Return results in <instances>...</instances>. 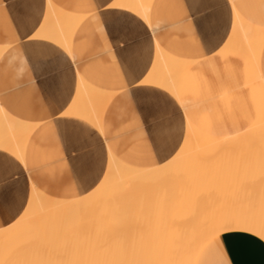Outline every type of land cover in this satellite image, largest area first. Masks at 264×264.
Returning a JSON list of instances; mask_svg holds the SVG:
<instances>
[{
  "label": "crops",
  "instance_id": "1",
  "mask_svg": "<svg viewBox=\"0 0 264 264\" xmlns=\"http://www.w3.org/2000/svg\"><path fill=\"white\" fill-rule=\"evenodd\" d=\"M49 1L83 18L70 52L35 36L48 14V0H0V110L36 124L24 162L0 149V230L23 214L33 187L62 200L94 192L108 168L110 151L139 168L168 163L184 142L186 113L170 93L144 83L154 64L155 44L181 58L202 60L197 70L203 71L233 26L229 0H153L149 22L120 0ZM234 1L248 20L264 28V0ZM261 67L264 76V48ZM80 77L97 90L113 93L102 110L101 128L70 113ZM198 79L195 85L206 99L203 103H209L215 125L243 130L241 122L229 126L218 117ZM240 113L245 112L235 103L231 114ZM247 114L249 124L252 113ZM196 264H264V241L242 231L218 235L201 249Z\"/></svg>",
  "mask_w": 264,
  "mask_h": 264
},
{
  "label": "bare ground",
  "instance_id": "2",
  "mask_svg": "<svg viewBox=\"0 0 264 264\" xmlns=\"http://www.w3.org/2000/svg\"><path fill=\"white\" fill-rule=\"evenodd\" d=\"M152 1L153 0H120V2H121L120 5L125 7V8H129V9L133 10L134 12L139 14L143 19H145L147 22H149L148 16H149V10L151 8ZM229 1L231 4V9H232V13H233V26H232V30L230 31L231 33H230L225 45H223L221 47L222 49L220 51L218 50V54L221 57H223V56L225 57V54L229 55L230 57H232L235 60V63L238 60L246 62L245 66L247 67V69H246V76H245L246 80H245L244 84L247 86V99H246L247 101L245 102V100L243 99V96H242L243 94L241 95V93L237 92V94L240 97L237 95V103L236 104L240 108H243V106L246 105L247 106L246 110H248V111L250 110V112L252 113L248 128H246L245 131L242 130L240 132L241 133L240 134V133H238V131H239L238 127H234L231 131L228 128V126H222V127L216 126L215 123L213 122V118L211 117V109H210L209 103H207V104L203 103L204 102L203 100H206V99L201 98V95L199 93V87L195 85L196 80L200 76V73L197 69H194V68H197L198 66L201 67L203 64L202 60L181 58V57L177 56L176 54L165 52L160 45L155 44L156 45L155 46L156 47V54H155L154 64L151 68V71H150L148 77L144 80V83L154 85V86L170 93L183 106L185 113H186V122H185L186 123V134H185L184 142H183L180 150L177 152V154L168 163H166L162 166L150 167V168H139V167H136L133 165L126 164V163L122 162L120 159H118L113 154V152L110 151L109 152V164H108V168L106 170V173L104 175V178L102 179V181L100 182V184L98 185L96 190H94V192H92L91 194H89L83 198H80V199L60 200L57 198H52V197H49L46 194L40 192L35 187H33L29 203H28L26 209L24 210L23 214L18 218V220L16 219L17 221L14 222L11 226L0 230V264H15V263L16 264H24L25 262H26L25 264H30V263L32 264L33 263L32 259L29 260V258L31 256L33 259L35 258L34 257V254H35L34 249H35V246L36 247L39 246V245H34L32 243L33 237H36L37 235L38 236L43 235V232H44V234H46V232H51V230H52L51 228H49V229H51L50 231L47 230L48 228H46V227H48V226L49 227L52 226V228L56 227L55 230L54 229L53 230L55 231L57 236H60L62 234H60V232L57 231L56 229L59 227L61 228V226L64 227V225H66V224L67 225L70 224L72 220L76 219V217H79L81 215V217L77 218L78 219L77 222L79 224L77 223V225H76V223H75V227L73 226L74 229L77 228V230H84V228H89V227L90 228L93 227L92 229H94V225H95V229L98 228L101 231L102 230L101 228L103 225L102 226L100 225L101 228H99V226H97V224L98 223L101 224L103 222L109 223L108 220H106L108 222H106V221L102 222V218L104 216H103V214H101V212H102L101 208H103V207L104 208L108 207L109 210L107 209L108 210L107 213L109 215L113 213L112 211H114L113 215L114 216L118 215V218L114 217L113 215H112V217L115 221H118V222H119V218H122V217L124 218L125 216L120 214L119 211H118L119 212L118 213L117 209L119 208L118 210H122V208H123L122 204L124 202L127 203V201L129 199H130V201L133 200L132 201L133 205L135 203H137L136 205H134L135 208H137V211L140 209V208L138 209L139 206L143 205V207H144V206L148 205V203L146 205L144 203H142L143 199H145L143 201L145 203L148 201L149 202L151 201V203H149V206H147V207L150 209L151 208L150 205H152V208H153L158 203H160V200H157L159 194H156L158 188L160 189V186L162 185L163 189L165 188V190H166V187L169 188L168 183H169L170 187L171 186L177 187V189H176L177 193L174 192L173 189H171V190H173L174 193L171 190H170V192L174 195L176 193L180 198L175 195V197H177L179 199H176L177 201H174L173 199H175V198L172 199L171 196H173V195H171V196H169V198H171V200H173L174 203H170V201H169L170 199H169V200L165 201L166 203L168 202L167 204H169V205L172 204L173 206H175V202H177L176 205L178 206V204H179L178 202H180V204L183 203V205H185V202H186V204L190 203L188 205L192 204L191 206L194 208L196 206H199V204L201 203L200 208H198L199 209V211H198L199 215L206 214L207 217H206V215H204L205 217L203 215L198 216V212H197L198 209L196 210V213H197L196 214V213L190 211V208H189V211L191 213L196 214V215L190 214V212L187 210V208L183 209L184 211L186 210V212L182 213V214L186 215V216L188 214H190V216L189 215L188 216L190 217V219L191 218L193 219V220L191 219L192 220L191 221L190 219H188V216H187V220L191 221V222L188 221L189 222V224H188V222H186L187 221L186 218H184L186 216H181L182 214H181L180 210H182L183 206L182 207L178 206V208L181 207L180 209L177 208L178 212L176 210L177 206H175V209L173 208L174 209L173 211H175L174 214H173V211L172 212L168 211V213H170V215L172 214L171 217H173L174 215L177 214L176 215L177 218L175 216L173 217L174 219L176 218V220H173L175 222L177 220L178 221L180 220V222L182 223L181 219L182 220L185 219L184 220L185 222H183L184 225L182 223V226L185 227V225H186L188 228H187L186 232H184V233H186V234L190 233L191 238H189L188 236L185 237L184 235L181 236L180 235L181 233L179 232V233H176V235H174L176 237L174 239L173 238V232H174L173 230L174 229H172V227H171L172 238H169V235H168L169 232L167 231L168 226L165 227V230L167 232L164 230V228H163V231H165V232L161 231L162 230L161 227L163 225L162 216H161V218H162L161 222H159V225L161 224V226H160V228L157 229L158 232H156L157 231L156 229H154V228L152 229V225L154 223L153 221H157V219L155 220V218H156L155 215L158 216L157 214H160L157 210L161 211V210L165 209V206L163 208L162 205L166 204L164 202V200H166V198H168L166 195L169 194L168 193L169 190L168 191H164L163 189L159 190V191L163 190L162 192L158 191L160 193V196L162 195V198L160 196L159 197L161 199H164V197H165V199L163 201L161 200L162 201L161 203H163V204L160 203L161 206L159 204H158L159 206L157 205L158 207H160V209L158 207H156V209H157L156 210V209H154L155 208L154 207L153 208L154 211L151 212L149 209H148L149 210L148 211V210H146L147 208L144 209L142 207L143 211H146V212L148 211L149 214L150 213L151 214L153 213V215L155 214L154 216L153 215L148 216L149 219L146 216V219L149 220V221L147 220V226H148L147 230L148 231L147 230L146 231L150 234L148 235V233L145 232L146 234L143 235V238L145 236L144 239H147V241H152V242L154 241L155 244H156V240L158 239L157 240L158 244L161 245L162 242L159 243V238H153V235L158 234L159 229H160V231L162 233H165V234L168 233L167 234L168 239L166 237H164L165 239L163 238L160 240H162V241L164 240L163 242L165 244L167 243V246L169 245L168 244V242H169L170 248L168 247L169 249H166L167 252H164V253L162 252V251H164L162 249H161L162 250L161 252L157 251L154 248L149 249V255H147L145 257H141L139 255H137V256L131 255V256H133V259L131 260V262L129 264H196L197 256L199 255L201 249L205 246V244L208 241H210L212 238H214L218 235H222V234L224 235V233H227V232H235V231L247 232V233L253 234L254 236H257L258 238H260L261 240L264 241V76H263L262 67H261V55H262V51H263V47H264V28H262L258 23H254V22H251L250 20H248L246 18V16L242 13V11L238 8V6L236 5L234 0H229ZM82 19L83 18L81 16L72 15V14H69V13H66V12L60 10L51 1L48 0V14L46 15V17L43 20V26H42L41 30L35 36L43 38V39L51 40V41H53V43L55 42L56 44H58V46L60 45L66 51L70 52L71 39L73 37V34H74L76 28L81 23ZM3 52H4V48L0 47V56L3 54ZM207 63L208 64H214L213 61H210V60ZM242 75H243V72L237 74V77L235 80L236 85H238V82L240 84L241 80H243ZM79 81H80L78 83L79 86L77 85L78 86L77 96H76V98L74 97V99H76V100H74L75 105H74L73 109L70 110V113L76 115V117L77 116L84 117L85 119L89 120L90 122L95 124L97 127H99L100 123H101L100 120H102L101 116L103 115L102 110L104 111V108L106 107V105L108 104L110 99L113 97L112 96L113 93L110 94L108 91L103 92V90L102 91L97 90L98 88L97 89L94 88L91 84L85 82L82 78L79 79ZM36 107L40 108V105H39V107L38 106H36ZM1 111H2V113H1ZM100 111L102 112V114ZM3 112H4L3 109L0 110V113H1L0 114L1 115V119H0V149H5V150L9 151L10 154L11 153L14 154L20 162H24V155H25V154L23 155L24 148H25V145L28 143L27 140H28L30 134L32 133L33 129L35 128L36 124L33 123V124H35V125H33V124H29L27 122L15 119V118H13V117H11V116L7 115L6 113H3ZM32 119H35V117H33ZM37 125H38V123H37ZM38 127H39V125H38ZM100 128H101V126H100ZM126 136L128 138V135H126ZM131 136H132V134H131ZM254 146L258 147L259 150L257 149L256 151H257V153L258 152L259 153L257 154L256 152H254L255 155L252 154L251 158H249L248 160L245 159L246 154H248L251 151L250 149H252ZM27 149H28V147H27ZM230 149H232L235 154H234V157L232 158V160L228 163V161H225V157H223L222 155L227 153ZM41 153H42V151H41ZM213 154L215 156L217 155L216 156L217 158L213 156V158H215V160H212L213 158L208 159L209 158L208 156H211ZM250 154H248V155L250 156ZM256 155H257V157H256ZM241 157L243 160L241 159ZM213 161H216V163H213ZM244 161H246V163ZM39 162H40V159H39ZM211 163H213V164H211ZM219 164L224 165L223 170L228 168V170H231V172H234V177L232 178L231 182H227L226 175H225L226 173L221 174L222 171L221 172L218 171L219 173L213 172V169L211 167L215 166V165H217V167H218ZM243 166H245V167H243ZM253 166L256 167L255 169L257 170V173H255V176L253 177L254 179H252L250 177L249 178L246 177V179L248 181L244 180L243 177L246 174L251 175V176L254 174L255 169ZM50 168H51V166H50ZM243 168L246 170V173L244 171V174L242 173ZM249 170H250L251 174H249ZM46 171H47V169H46ZM51 171H52V168H51ZM202 171H204L205 174H207L209 172L216 173V174L218 173V174H217V176L210 177L212 180H209L208 179L209 177H207V175L209 176L212 173L204 175V173H200ZM206 171H208V172L206 173ZM238 171H239L240 175L241 174L244 175L242 177L243 179L241 178V180H244L247 183L242 182L246 186H244L243 184L240 185V187L238 188L239 194L236 195V199H239V198L241 199L242 194H246V200L250 203L254 202L255 206H252L251 209L246 207L244 212H242V211L237 212L236 211L234 214L227 215L224 212H222L224 207L222 208V206H220L219 202L222 203V201L218 200V199H222L221 197L217 199L218 201L215 200L214 205L207 203L208 201L206 200V197L204 196V194L203 195L202 194L197 195V191H194V192H196V196L192 197L195 195L193 192V190L195 188L194 186H195V184L197 185L198 181L201 178H204V180L201 179L202 180V184H201L202 186H199L200 185L199 184V185H197V188H195V189H198V186H199L200 188L203 187L204 188L203 190H205L209 186L207 194H209V189L214 188V187L215 188L217 187V189L213 190V191L216 190V192L219 191L220 189H222L225 192L228 191L229 187L232 186V184L234 182L238 183V181H237L239 179L238 176H240L238 174ZM175 172H177V173H175ZM35 173H36V171H35ZM47 173H48V171H47ZM199 173H200V175H199ZM54 174H56V172ZM36 175L38 177V174H36ZM201 175L202 176L204 175V176L202 177ZM174 178H176V179H174ZM195 178H196V181H195ZM205 179H208L209 181L205 180ZM201 180L199 181V183H201ZM214 180H215V182H214ZM241 180H240L239 184L241 183ZM155 181H157L156 185L158 184L159 187H157L158 185L157 186L155 185V183H154ZM158 181H159V183H158ZM160 181H162V182L160 183ZM179 182H182V183H179ZM151 183L153 185L150 186ZM164 184L166 185L165 187H164ZM41 185H42V183L39 185V187ZM236 185H238V184H236ZM162 186H161V188H162ZM242 186L246 187V189H245L246 191L244 190V192H243L241 190ZM144 187L145 188L148 187V188H146L147 190ZM180 187H181V190L183 192L185 191L184 193H182V191H181V193L184 194L186 197H183L179 194L180 189H178V188H180ZM234 187H235V185H234ZM41 189H43V188H41ZM148 189L154 190V192L152 191V194H151V192H150L151 190H148ZM203 190L198 189L199 193ZM222 190H220L219 192L221 193ZM147 191H149L150 194ZM163 192H165V193L167 192V194L166 195L161 194ZM225 192H222V194H220V195L224 194V196H222L223 198H225L226 196L228 197V195H226ZM98 193H102L103 195L105 193L106 195L103 196V197H105V199L102 198L101 195H100L101 198L97 199V197H99V196H97ZM144 193L145 194L148 193L150 195L149 198L150 197L151 198L147 200L148 196L146 197V195ZM213 193H215V192H213ZM237 193H238V191H237ZM107 195L109 197H106ZM141 195L142 196L144 195L145 198H143L144 197L143 196L141 199L140 198ZM152 195L153 196L157 195L155 200H154L155 197H152ZM216 195H217V197L219 196L218 192L216 193ZM199 196H202L203 198L199 197ZM138 197L141 199V202H138L137 200H135ZM197 197L200 198L201 200H198ZM152 198H153L154 202L151 200ZM160 198H158V199H160ZM193 198H197V200H195ZM98 200H99V202H98ZM118 200H120V201H118ZM156 200H157V202L158 201L159 202L158 203L156 202L157 204L155 205ZM178 200H180V201H178ZM231 200H232V198H231ZM94 201L95 202L97 201V203H99V205H101L102 207L101 206L98 207V204L93 205ZM201 201H203V202H201ZM209 201L211 203L212 199L211 200L209 199ZM232 201H234V200H232ZM118 202H122V203L118 204ZM216 202H218L219 205L215 204ZM114 203L121 206L122 208L119 206H118V208H115ZM153 203H154V205H153ZM202 203H204V204L207 203V205L206 204L204 205ZM89 205H91V206L93 205L92 206L93 209L96 208L95 211H92V214L90 212L89 213L86 212ZM112 205H113V207H112ZM169 205H167L166 207H168ZM202 205H204V206H202ZM96 206L98 208H100L101 211L98 210V208ZM187 206H184V207H187ZM208 206H209V208H208ZM104 208H103V210H104ZM111 208H112V210H111ZM168 208H170V209H168ZM168 208H166L165 211L172 210L171 206H169ZM193 208H192V210L196 209V208L195 209H193ZM210 208H212V209H210ZM153 209H151V210H153ZM200 209H201V212H200ZM142 210H139L140 214H141ZM155 211L157 213H154ZM187 211H188V213H187ZM208 211H210L211 213H209ZM83 212H84V215H82ZM161 212H164V211H161ZM98 213H100L102 216L96 217V215ZM115 213H116V215H115ZM164 213L165 214H163V215L167 216L166 212H164ZM100 214H98V215H100ZM108 214H107V216H108ZM90 215H92V216H90ZM127 215H129V216H127L125 218H128V217H129L128 219L132 218L130 213H128ZM170 215L168 214V218H171ZM82 217H84V218L88 217V219H90V221L88 220L89 222H87L86 218H85L86 221H84V218H82ZM158 217H160V216H158ZM202 217H204V219ZM97 218H101V221L99 219L100 222L99 221L95 222L94 220H96ZM115 218H117V220ZM151 218H154V219L152 220L151 223H148L151 221ZM173 218H171V219H173ZM205 218H207V219H205ZM105 219H107V218L106 217L103 218V220H105ZM113 219H111L110 222H112ZM128 219H126V220H128ZM166 219H167V217H166ZM196 219H197V221H200V222H197ZM209 219H211V220H209ZM126 220H124L125 221L124 223H122L123 221L120 220V222L122 224L120 225L121 227L116 226L118 228H115V227H113V225H110L111 223H109V225L104 223V225H108V226H104V228L105 227L108 228V229H106V232H108V230L112 231V229H110V227H113V231L108 233L110 236L107 235L106 232L101 233L99 230H95V229L93 231L91 229H89L87 231L85 230L86 232L85 231L79 232L77 230H74L73 228H72V230H70V228L68 227L69 225L67 226L68 229H66V228H64V229L69 230V233H70L69 235L71 237L69 235L67 237L68 238L70 237V240L72 238H74L73 236L76 233L79 232L82 235V237L86 239V240L83 239V241H85L84 244H86V242H88V241L92 242V244L88 242L89 245L90 244L92 245V246L90 245L89 247H97V246L103 247V245H105V244L108 245V248L111 247L109 254L112 253V257H114L113 254L116 255L117 257L115 256V258L118 259L119 257L120 258L122 257V255H120V254L123 253V256H124V252H125V256H126L127 255L126 251L128 253H129V251H131L130 245L128 243L132 242V240H135V238H136V237H134V239H133L132 236H135V234H134V232L131 231V229L134 225V219L133 218L131 219V222H130L131 224L129 223V221L127 224ZM207 220H209V221H207ZM82 221H83V223H82ZM91 221H93L92 222L93 224L91 223ZM141 221H142V219H141ZM144 222L145 221H142V223H144ZM201 222L203 224H205V222H206L205 225H208V226H206L207 231L203 232L201 230L203 232L202 235L199 234V236H195L194 233L197 230V229H195V226H196V228L198 226L197 224H201V226H202ZM208 222H210V223H208ZM113 223L115 226V222H112V224ZM73 224H74V222H73ZM90 224H91V226H90ZM125 224H126V226H125ZM145 224H144V226L143 225L142 226L145 227ZM157 224H158V222H157ZM157 224L154 225L155 228H156ZM59 225H61V226H59ZM96 226H97V228H96ZM123 226L125 227L124 230L122 228ZM136 226H137V224H136ZM182 226H181V228H183ZM191 226H193V228L195 230ZM70 227H72L71 224H70ZM150 227H151V229H149ZM157 227H158V225H157ZM206 227H205V229H206ZM116 229H117L118 233L115 232ZM118 229H119V231H118ZM120 229L122 230L123 233L121 232ZM198 229H200V227ZM66 230H65V232H62L65 234V236H66V233L68 234V231H66ZM103 230H105V229H103ZM153 230L156 233L153 232V234H152L151 231H153ZM71 231L74 232L73 233L74 235H72ZM91 231L92 232L96 231V232H94V235H95V233H97L96 236H97L98 240L100 239L99 235H100V237L102 236L101 240H100V244H97V242L99 243V241L97 239H96L97 242L94 241L95 240V239H93L94 235H92ZM97 231H99L101 234H99V232H97ZM197 231H199V230H197ZM125 232H127V233L125 234ZM161 232L159 233V236L161 235ZM55 233L54 234L52 233V236L53 235L55 236ZM104 233H106V234H104ZM121 233H122V235H121ZM131 233H133V234H131ZM170 233H171V231H170ZM86 234H89L88 238H90V240H88V241L86 238L87 236L84 237ZM117 234H119V235H117ZM124 234L126 236H124ZM128 234H130V235H128ZM190 234H187V235H190ZM104 235H107V236L104 237ZM115 235H116V237H115ZM146 235H148V236L146 237ZM92 236H93V238H92ZM118 236H121V237L124 236L122 238L124 242L123 241L119 242L120 239ZM155 237H157V236H155ZM91 238L95 243H93V241H91ZM105 238L106 239L108 238L107 239L108 242L106 241ZM113 239H115V240H113ZM117 239H119V240H117ZM102 240L106 241V243H104ZM125 240H127V241H125ZM112 241H113V245H115V247H118L119 250L120 249L122 250L121 252L116 251L118 248L115 249L116 253L114 252V247H112V243H111ZM117 242H119V243H117ZM125 242H127V244ZM152 242H150V244ZM72 243H74V242L72 241ZM88 243H87V246L84 245L87 247V249H88ZM101 243L103 245H101ZM115 243H117V244H115ZM164 243H162V244H164ZM93 244H95V245L97 244V245L93 246ZM73 245H75V244H73ZM84 246H83V248H85ZM121 246L123 249L120 248ZM134 247H135V245H134ZM164 248H165V246L163 247V249ZM98 249L99 248H96L95 249L96 251L95 250L91 251L89 249L91 251V252L89 251V254L87 253V250L84 251L88 255L87 256L85 254L86 257L88 258V260L86 259L85 262H83V260L86 257L85 258L83 257L84 259L80 258L79 264H80V261L84 264H88V261H90L89 264L103 263L104 259L102 260L101 256L97 255V253H96L97 256H92L93 252L95 253V252L99 251ZM140 251H143L142 248L140 249ZM33 252H34V254H33ZM99 252H101V251H99ZM135 252H136V249H135ZM30 253H31V255L28 257V255ZM90 253H92V254H90ZM81 254H83V251H82V253H80V255ZM136 254H137V252H136ZM76 255H78V254H76ZM72 256H74V255H72ZM39 257H41V256H39ZM39 257L36 255V258H38V259L35 258L36 260L35 259L34 260L35 261H41L40 260L41 258L39 259ZM75 257L79 258L78 256H75ZM93 257H95V259H97V261L92 259ZM99 257H100V259H99ZM122 258H124V257H122ZM71 259L73 260L74 257H71ZM43 260H44V258L42 257V261ZM75 260L78 262V259H75ZM67 261L68 260H66V262H63V263L66 264ZM69 261H71V260H69ZM71 263H75V261L71 262ZM67 264H69V263H67Z\"/></svg>",
  "mask_w": 264,
  "mask_h": 264
},
{
  "label": "rangeland",
  "instance_id": "3",
  "mask_svg": "<svg viewBox=\"0 0 264 264\" xmlns=\"http://www.w3.org/2000/svg\"><path fill=\"white\" fill-rule=\"evenodd\" d=\"M264 48V47H263ZM263 52V51H262ZM262 56V55H261ZM210 61H213V63L214 64H208V63H206L204 66H203V71H201V69L199 70V73H201L204 77V79L205 80H202L201 78H200V80L198 79V81L199 82H197L199 85H203L204 87L203 88H207V90L209 91V97H210V100L214 103V105H215V108H214V111H215V113H218L219 115H218V117H220L222 120L224 119L225 120V123H227L229 126H231L233 123H234V121H236V122H241L240 124L242 125V126H245V128L243 129L244 131L246 130V128H248V126H249V124H248V122H247V118H248V114H247V112H248V110H246L247 109V106L245 105V106H243V108H242V112H245V113H240V115H234V114H231V112L233 111V109H234V107H235V103H237V92H241V95L243 96V99L245 100V102L247 101L246 99H247V86H245V80H246V69H247V67L245 66V64H246V62H244V61H241V60H238L236 63H235V60L232 58V57H230L229 55H227V54H225V57L223 56V57H221L219 54H217V55H215V56H213V58H212V60H210ZM194 69H197V68H194ZM241 72H243V80H241V84H240V86L238 87H236L235 85V80H236V77H237V74L238 73H241ZM220 79H223V82H218V80H220ZM244 81V82H243ZM238 84H239V82H238ZM201 85V86H202ZM244 92V93H243ZM239 96V95H238ZM240 97V96H239ZM217 103V104H216ZM101 112V111H100ZM220 113H221V115H220ZM84 118V117H83ZM233 122V123H232ZM95 125V124H94ZM242 131V130H241ZM241 131H239L238 133H240ZM243 131V132H244ZM242 132V133H243ZM185 134H186V130H185ZM241 134V133H240ZM184 138H185V135H184ZM183 144V143H182ZM182 146V145H181ZM181 148V147H180ZM180 148L178 149V151L180 150ZM256 148V149H255ZM258 149V147L257 146H254L252 149H250L251 151L248 153V154H250V156L248 155V154H246V158L245 159H249V158H251L252 157V154L253 155H255V153L254 152H256L257 153V150ZM232 149H230L227 153H225L224 155H222L223 157H225V161H228V163L232 160V158L234 157V152H233V150L231 151ZM259 150V149H258ZM177 151V152H178ZM259 153V152H258ZM257 153V154H258ZM177 154V153H176ZM262 154V153H261ZM212 156V157H211ZM211 156H208L209 158L208 159H212L213 158V156L214 157H216L214 154L213 155H211ZM260 156V155H259ZM243 157V156H242ZM242 157H241V159H242ZM256 157H257V155H256ZM217 158V157H216ZM212 160H215V158H213ZM243 160V159H242ZM246 160V161H247ZM246 161H244L245 163H246ZM213 163H216V161H213ZM213 163H211V164H213ZM243 165V164H242ZM246 165V164H245ZM224 165L223 164H219V166L217 167V165H215V166H212L211 168L213 169V172H218V171H222L221 172V174H225L226 175V180H227V182H231V180H232V178L234 177V172H231V170H228V168L227 169H224L223 170V167ZM255 166V165H254ZM253 166V167H254ZM243 167H245V166H243ZM242 168V167H241ZM256 167H254V169H255ZM241 170V169H240ZM243 171H242V173L244 174V171H245V173H246V170L243 168L242 169ZM208 171H206V173H207ZM175 173H177V172H175ZM200 173H204V171H202V172H200ZM200 173H199V175H200ZM210 173H212V172H209V173H207V174H210ZM219 173V172H218ZM217 173V174H218ZM255 173H257V170L255 169L254 170V174L251 176V175H248V174H246L245 176L244 175H240L239 174V171H238V174L240 175V176H238L239 177V179L237 180L238 181V183L237 182H234L233 184H232V186H230L229 187V190L228 191H223L222 189H220V190H222V192H225V194L226 195H228V197L226 198H223L222 196H224V194L223 195H220V194H222V192L220 193L219 191H217L218 192V197H217V195H216V190L215 191H213L214 189H217V187L215 188H210L209 189V194H207V192H208V188H209V186L207 187V189H205V190H203L204 188L203 187H199V186H202L201 184H202V180H204V178H199L200 180H201V183H199V181H198V183H197V185H199L198 186V189H201V190H203V191H201L200 193H199V191H198V189H195V188H197V185L195 184V188H194V190H193V192L194 191H197V195H199V194H204V196L206 197V200L208 201L207 203H209V204H213L214 205V202H215V200L216 201H222V203L221 202H219L220 203V206H222V208L224 207V209L222 210V212H224L225 214H227V215H229V214H234L236 211L237 212H240V211H242V212H244V210L246 209V207L247 208H250L251 209V207L252 206H255L254 205V202L252 203H250V202H248L247 200H246V194H242V196H241V199L239 198V199H236V195L237 194H239V190H238V188L240 187V185H242L244 182L245 183H247L246 181H248L247 179H246V177H250V178H252V179H254L253 177L255 176ZM207 174H205L204 173V175H207ZM213 174V175H212ZM212 174H210L209 176L207 175V177H209L208 179L209 180H212L210 177H213V176H217V174L216 173H212ZM220 174V175H221ZM249 174H251L250 173V170H249ZM203 175V176H204ZM202 176V175H201ZM200 176V177H201ZM202 176V177H203ZM237 176V175H236ZM244 176V177H243ZM244 178V180H246V181H244V180H241V178ZM198 178V177H197ZM242 178V179H243ZM103 179V178H102ZM174 179H176V178H174ZM179 179V178H178ZM183 179V178H182ZM208 179H205V180H208ZM237 179V178H236ZM181 180V179H180ZM179 180V181H180ZM194 180V179H193ZM208 180V181H209ZM240 180H241V183L239 184V182H240ZM250 180V179H249ZM102 181V180H101ZM100 181V182H101ZM174 181V180H173ZM177 181V180H176ZM175 181V182H176ZM182 181V180H181ZM195 181H196V178H195ZM156 182L157 181H155L154 183H155V185H156ZM162 181H160V183H161ZM170 182V181H169ZM174 182V183H175ZM214 182H215V180H214ZM243 182V183H242ZM158 183H159V181H158ZM178 183V182H177ZM176 183V184H177ZM179 183H182V182H179ZM100 184V183H99ZM98 184V185H99ZM163 184V183H162ZM236 184H238V185H236ZM151 185H153L152 183L150 184V186ZM158 185V184H157ZM156 185V186H157ZM175 185V184H174ZM179 185V184H178ZM234 185H235V187H234ZM244 185V184H243ZM148 186V185H147ZM149 186V187H150ZM162 186V185H161ZM161 186H160V189L158 188V190H157V192L159 191V190H161V189H163V186H162V188H161ZM166 185L164 184V187H165ZM168 186H169V188L168 187H166V190H165V188L163 189L164 191H168V195H166L167 194V192L165 193V192H163V193H161V194H163V195H166L168 198H166V200H164L165 199V197H164V199H161L162 198V195L160 196V193L159 192H162V191H159L158 193L156 192V194H159V196L161 197H159L158 196V198H160V199H158L157 198V200H160V203L164 200V202L165 201H167V200H169L170 201V203H174V201H177L176 199H179L180 197L176 194L177 193V191H176V189H177V187H173V186H171L170 187V185H169V183H168ZM238 186V187H237ZM244 186H246V185H244ZM98 187V186H97ZM153 187V186H152ZM157 187H159V185L157 186ZM179 187V186H178ZM139 188V187H138ZM145 188V187H144ZM146 188H148V187H146ZM145 188V189H146ZM168 188V189H167ZM206 188V187H205ZM242 189V191L244 192V190L246 189V187H241ZM171 189H173L174 190V192H176L175 193V195L177 196V197H179V198H177V197H175V195L174 194H172L171 192H170V190ZM178 189H180L179 191H180V195L181 196H183V197H186L184 194H182V193H184L182 190H181V187L180 188H178ZM212 189V190H211ZM147 190V189H146ZM148 190H151V189H148ZM156 190V189H155ZM173 190H171L172 192H173ZM211 190V191H210ZM238 191V193H237V191ZM152 191L154 192V190H151L150 192H151V194H152ZM181 191H182V193H181ZM246 191V190H245ZM145 192V191H144ZM148 193H149V191H147ZM173 192V193H174ZM213 192H215V193H213ZM230 194H229V193ZM146 193V192H145ZM144 193V194H145ZM147 193V194H148ZM143 194V193H142ZM147 194H145L146 195V197L148 196V198H147V200L148 199H150L149 198V194L147 195ZM194 196H192V197H195L196 196V192H194ZM100 195L102 196V198H104L105 199V197H103L104 195H106L105 193H104V195L102 194V193H98V195L97 196H99V197H97V199L99 198H101L100 197ZM155 195V194H154ZM171 195H173V196H171ZM210 195V196H209ZM48 196V195H47ZM144 196V195H143ZM142 195H141V199H142V197H143ZM169 196H171L172 197V199L173 198H175V199H173V200H171V198H169ZM230 196V197H229ZM49 197H51V196H49ZM106 197H109L108 195L106 196ZM152 197H155L154 198V200L156 199V197H157V195L156 196H153L152 195ZM199 197H202V196H199ZM210 197V198H209ZM222 198V199H218V198ZM52 198H54V197H52ZM121 198V197H120ZM139 197L138 198H136L135 200H137L138 202H141V199H140ZM143 198H145V196L143 197ZM198 198V197H197ZM197 198H193V199H195V200H197ZM203 198V197H202ZM231 198H232V200H234V201H232L231 200ZM58 199V198H57ZM185 199V198H184ZM187 199V198H186ZM209 199L211 200L212 199V201H211V203H210V201H209ZM218 199V200H217ZM226 199V200H225ZM60 200H62V199H60ZM124 200V199H123ZM122 200V201H123ZM127 200V199H126ZM145 199H143V201H144ZM146 200V201H147ZM153 202H154V200H153V198L151 199ZM157 200L155 201V205L159 202H157ZM162 200V201H161ZM182 200V199H181ZM198 200H201L200 198H198ZM203 200V199H202ZM205 200V199H204ZM205 200V201H206ZM118 201H120V200H118ZM132 201L133 200H131L130 201V199L127 201V203H123L122 204V206H123V208L121 207V206H119V205H117V204H115L114 203V207L115 208H118V206L119 207H121L122 208V210H118L117 209V212L119 211L120 212V214H122V215H124L125 217H127V216H129V215H127L128 213H130V215L132 216V218L134 219V225H133V227H132V229H131V231L132 232H134V234H135V236H132L133 237V239H134V237H136L135 238V240H132V242H130V243H128L129 245H130V250L131 251H129V253L126 251V253H127V255L125 256V252H124V256H123V253L122 254H120V255H122V257H124V258H115V256L116 255H114L113 254V256L114 257H112V253L111 254H109V252H110V249H111V247H109L108 248V245H103L102 243H101V245H103V247L101 246H97V247H89L91 244H92V242H90V241H88V240H90V238H88V236H89V234H86L84 237H86L87 238V241L89 242V243H91L90 245H89V243L88 242H86V244H84V242L85 241H83V239H85V238H83L82 237V235L79 233V232H84L85 230L87 231V230H89V229H91L92 231L95 229V225H94V229H92L93 227H89V228H84V230H77V228H73V226L75 227V223H76V225H77V218H79V217H81V215L79 216V217H76V219H74V220H72L71 221V225H72V227H70V224H66V225H64V227L63 226H61V225H59V226H61V228L59 227V228H57L56 230L57 231H59L60 232V234H62V235H60V236H57L56 235V233H55V228L56 227H54V228H52V226L51 227H46V228H48L47 230L48 231H50L51 229L53 230H51V232H46V234H44V232H43V235H37L36 237H33V240H32V243L34 244V245H39V246H35V249H34V252H35V254H34V252H33V254H34V257L36 258V255L39 257V256H41V257H39V259L41 260V261H35L36 259H38V258H32V256L29 258V260L30 259H32V262L34 263H36V264H65V263H63V262H66V260H71V261H67V263H71V262H74L75 261V263H71V264H79V259L80 258H82V259H84L85 257H86V255H87V253L89 254V251L91 250V251H94L96 248H99L98 250L99 251H101V252H99V251H97V252H93V255L92 256H97V255H100L101 256V259L103 260L104 259V262L103 263H100V264H129L130 262H131V260L133 259V256H131V255H134V256H137V255H139V256H141V257H145V256H147V255H149V249H152V248H154V249H156L157 251H162V250H164V251H162L163 253L164 252H167V250L166 249H169L170 247V243L168 242V246H167V243L165 244L162 240H160V239H163L164 237H166L167 239H168V237H167V234H165V233H162V232H165L166 230H165V227L166 226H168L167 227V231L169 232V238H172V230H171V227H172V229H174L173 231L175 232H173V238L175 239L176 237L174 236V235H176V233H181L180 235L182 236V235H184L185 237H189V238H191V234L190 233H187V234H190V235H187L186 233H184V232H186V230H187V226L185 225V227H183L182 226V223L183 222H185L184 220L185 219H181L182 217L181 216H186V215H183L182 213H185L186 212V210L184 211L183 209H186L187 208V210L189 211V208H190V211H192V212H194V213H196V210L198 209V208H200V204H199V206H196V207H192L191 205H188V204H190V203H187L186 204V202H185V205H183V203L182 204H180V202H178L179 204H178V206H183L182 207V210H180V212H181V221H182V223L180 222V220L178 221H173V220H176V215H174L176 218L174 219L173 217H171V215H170V213H168V211L170 212H172L174 209H175V206H177L176 204H177V202H175V206H173L172 204L171 205H169V204H167L166 202V204L167 205H169V206H171V208H172V210H167V211H165V209L166 208H168V207H166L167 205L165 204H163V203H161V204H163L162 205V207L164 208V206H165V209L164 210H161V211H164V212H166V214H167V216L166 215H163V214H165L164 212H161L160 210H157L156 209V207H158L159 205H160V203H158L156 206H154L153 208L154 209H156L160 214H157L158 216H160V217H158V216H156L155 214V220L157 219V221H153L154 223H153V225H152V229L154 228V229H158V228H160V226H161V224L159 225V222H161V219H162V223H163V225H162V232L160 231V229H159V233L161 232V235L159 236V233L158 234H156V235H153V238H159V243H164V244H162L161 243V245L164 247L165 246V248L163 249V247L160 245V244H158V239L156 240V244L154 243V241L152 242V241H147V239H144L145 238V236H144V238H143V235H145L146 233L145 232H147L148 230V226H147V220L149 219L148 218V216H152L153 215V213L151 214H149V210L152 212V211H154V209L152 208V205H150L151 206V208L149 209L147 206H149V203H151V201L149 202H143L142 201V203H144L145 205L148 203V205H146V206H144L143 207V205H141V206H139L138 207V209L139 210H142L143 208L144 209H146V210H148L147 212L146 211H141V214H140V212H139V210L137 211V208H135V206L134 205H136L137 203H135L134 205L132 204ZM172 201V202H171ZM178 201H180V200H178ZM204 201V202H205ZM98 202H99V200H98ZM157 202V203H156ZM201 202H203V201H201ZM122 202H118V204H121ZM207 203H205L206 205H207ZM96 204H98V207H100L101 205H99V203H97V201L95 202L94 201V203H93V205H96ZM101 204V203H100ZM141 204V203H140ZM202 204H204V203H202ZM204 204V205H205ZM215 204H217V205H219L218 204V202H216ZM92 205V206H93ZM153 205H154V203H153ZM188 205V206H187ZM197 205V204H196ZM204 205H202V206H204ZM91 205H89V207H88V209H87V213H91L92 214V211H95V209L96 208H94L93 209V207H92ZM117 206V207H116ZM161 206V205H160ZM173 206V207H172ZM178 206L176 207V210H177V208H178ZM184 206H187V207H184ZM216 206V205H215ZM97 207V206H96ZM97 207V208H98ZM102 207V206H101ZM112 207H113V205H112ZM143 207V208H142ZM161 207V208H162ZM180 207V208H181ZM104 208V207H103ZM103 208H101L102 209V212H101V214H103V218H107V219H105V220H103V218H102V222L103 221H106V220H108L109 221V223H111L110 225H113V227H115V228H118V227H116V226H120L122 223H124L125 221L124 220H126V219H128V218H123L122 216V218H119V222L118 221H115L114 219H113V217H112V215L114 214V211H112L113 213L112 214H108L107 213V211L109 210L108 209V207L106 208H104V210H103ZM114 208V209H115ZM159 209H160V207H158ZM174 208V209H173ZM180 208H178V209H180ZM192 208L193 209H195V210H192ZM208 208H209V206H208ZM207 208V209H208ZM101 209L100 208H98V210H100L101 211ZM108 209V210H107ZM151 209H153V210H151ZM168 209H170V208H168ZM202 209V208H201ZM201 209H200V212H201ZM205 209V208H204ZM210 209H212V208H210ZM209 209V210H210ZM241 209V210H240ZM111 210H112V208H111ZM110 210V211H111ZM116 210V209H115ZM104 211V212H103ZM109 211V212H110ZM188 211H187V213H188ZM189 211V212H190ZM199 211V209L197 210V212ZM207 211V210H206ZM205 211V212H206ZM118 212V213H119ZM174 212L175 211H173V214H174ZM177 212H178V210H177ZM203 212V211H202ZM209 213H211L210 211H208ZM111 213V212H110ZM117 213V214H118ZM154 213H157L156 211L154 212ZM186 213V214H187ZM194 213H191L190 212V214H194ZM207 213V212H206ZM208 213V214H209ZM98 214H100V213H98ZM96 215V217L97 216H102L101 214L100 215ZM107 214H108V216H107ZM149 214V215H148ZM162 214V215H161ZM168 214L170 215V217L171 218H173V219H171V218H168ZM180 214V213H179ZM190 214H188L189 216H190ZM197 214V213H196ZM196 214H194V215H196ZM82 215H84V212H83V214ZM86 215V214H85ZM115 215H116V213H115ZM153 215V216H154ZM187 215V216H188ZM203 216L204 215H206V214H202ZM202 215H199V212H198V216H202ZM90 216H92V215H90ZM112 218H111V217ZM114 216V215H113ZM130 216V217H131ZM146 216H147V218L148 219H146ZM161 216H162V218H161ZM165 216V217H164ZM187 216L186 217H184V218H186V220H187ZM188 216V219H190V217ZM114 217H117L118 218V215H116V216H114ZM142 217V218H141ZM158 217V218H157ZM166 217H167V219H166ZM205 217V216H204ZM204 217H202L203 219H204ZM206 217H207V215H206ZM82 218H84V217H82ZM86 218V217H85ZM85 218H84V221H86L87 220V222H89L90 221V219H88V217L86 218V220H85ZM91 218V217H90ZM95 218V217H94ZM109 218V219H108ZM117 218H115L116 220H117ZM131 218V219H132ZM145 218V219H144ZM154 218H151V221L150 222H148V223H151L152 222V220L154 219ZM179 218V217H178ZM199 218V217H198ZM197 218V219H198ZM210 218V217H209ZM98 219V220H97ZM96 220H94L95 222L96 221H99V219H100V221H101V218H97ZM111 219H113L112 220V222H115V226H114V223L112 224V222H110V220ZM131 219H128V220H126V223L128 224V221H129V223L131 222ZM136 219V220H135ZM141 219H142V221H145L144 223H142V221H141ZM144 219V220H143ZM171 219V220H170ZM192 219V218H191ZM190 219V220H191ZM195 219V218H194ZM197 219H196V221H197ZM202 219V220H203ZM205 219H207V218H205ZM89 220V221H88ZM120 220H122L123 222L121 223L120 222ZM159 220V221H158ZM190 220H187L186 222H191ZM209 220H211V219H209ZM209 220H207V221H209ZM99 221V222H100ZM108 221H106V222H108ZM149 221V220H148ZM206 221V220H205ZM73 222H74V224H73ZM80 222V221H79ZM93 221H91V223H92ZM133 222V221H132ZM157 222H158V224H157ZM189 222H188V224H189ZM197 222H200V221H197ZM82 223H83V221H82ZM85 223V222H84ZM104 223L105 222H103V223H101V224H97V226H99V228H101V226H102V230L100 231L98 228H97V226H96V228L97 229H95V230H99L101 233L102 232H106V229H108V228H104V226H108L109 225V223H105V224H108V225H104ZM142 223V224H141ZM146 223V224H145ZM202 223V222H201ZM208 223H210V222H208ZM79 224V223H78ZM89 224V223H88ZM93 224V223H92ZM118 224V225H117ZM131 224V223H130ZM136 224H137V226H136ZM144 224H145V227H143L144 226ZM155 224H157L158 225V227H157V225H156V228H155ZM186 224V223H185ZM205 224H206V222H205ZM205 224H203L202 223V226H201V224H197L198 226H197V228H196V226H195V229H197V230H199V231H197L196 230V232L194 233V235L195 236H199V234L200 235H202V233L203 232H206L207 231V227L206 226H208V225H205ZM101 225V226H100ZM143 225V226H142ZM150 225V224H149ZM183 225H184V223H183ZM200 225V226H199ZM67 226L70 228V230H72V228L74 229V230H77V231H79L78 233H76L75 235L73 234L74 232H72L71 231V233H72V235H74L73 237L74 238H72L71 240H70V233H69V230H66V229H68L67 228ZM82 226V225H81ZM85 226V225H84ZM83 226V227H84ZM90 226H91V224H90ZM125 226H126V224H125ZM151 226V225H150ZM154 226V227H153ZM164 226V227H163ZM170 226V227H169ZM181 226L183 227V228H181ZM80 227V226H79ZM88 227V226H87ZM110 227V226H109ZM113 227H110V229H112V231H113ZM121 227V226H120ZM190 227V226H189ZM192 228H193V226H191ZM200 227V229H198ZM202 227V228H201ZM205 227H206V229H205ZM49 228H51V229H49ZM64 228H66V229H64ZM114 228V229H115ZM123 228V230L125 229V227L123 226L122 227ZM146 228V229H145ZM163 228H164V230L165 231H163ZM82 229V228H81ZM103 229H105V230H103ZM130 229V228H129ZM149 229H151V227L149 228ZM191 229V228H190ZM194 229V228H193ZM194 229V230H195ZM64 230V231H63ZM65 230L66 231H68V234L66 233V236H65V234L64 233H62V232H65ZM73 230V231H74ZM121 230V229H120ZM128 230V229H127ZM145 230V231H144ZM147 230V231H146ZM203 232H202V231ZM85 231V232H86ZM91 231V232H92ZM99 231H97V232H99ZM112 231H110V230H108V232H106L107 233V235H109L108 233L109 232H112ZM115 231V230H114ZM118 231H119V229H118ZM142 231V232H141ZM144 231V232H143ZM166 231V232H167ZM170 231H171V233H170ZM177 231V232H176ZM76 232V231H75ZM89 232V231H88ZM94 232H96V231H94ZM94 232H92V235H94ZM99 232V234H101ZM116 233H118L117 232V229H116V231H115ZM121 232H122V230H121ZM137 232V233H136ZM153 232H155L154 230L153 231H151V233L153 234ZM156 232H158V230L156 231ZM155 232V233H156ZM183 232V233H182ZM52 233L54 234L55 233V236L53 235L52 236ZM106 233H104V234H106ZM114 233V232H113ZM123 233V232H122ZM122 233H121V235H122ZM127 232H125V234H126ZM139 233V234H138ZM148 233V232H147ZM58 234V233H57ZM83 234V233H82ZM124 234V236H126ZM131 234H133V233H131ZM150 233H148V235H149ZM70 236L69 238L67 237V236ZM97 233H95V235H94V238H93V236H92V238L93 239H95L94 241L95 242H97L96 241V239H97ZM107 235H104V237L105 236H107ZM114 235V234H113ZM117 235H119V234H117ZM128 235H130V234H128ZM142 235V236H141ZM148 235H146V237L148 236ZM171 235V236H170ZM110 236V235H109ZM123 236V237H124ZM151 236V235H150ZM149 236V237H150ZM155 236H157V237H155ZM96 237V238H95ZM102 237V236H101ZM101 237H100V235H99V243L97 242V244H100V240H101ZM112 237V236H111ZM115 237H116V235H115ZM119 237V239H120V241L119 242H122L123 241V237H121V236H118ZM121 237V238H120ZM148 237V238H149ZM92 238H91V241H93L92 240ZM110 238V237H109ZM127 238V237H126ZM104 239V238H103ZM106 239V238H105ZM108 239V238H107ZM107 239H106V241H107ZM119 239H117V240H119ZM122 239V240H121ZM144 239V240H143ZM151 239V238H150ZM149 239V240H150ZM165 239V238H164ZM86 240V239H85ZM113 240H115V239H113ZM153 240V239H152ZM155 240V239H154ZM72 241L74 242V243H72ZM93 241V243H95ZM103 241V240H102ZM106 241H103L104 243H106ZM110 241V240H109ZM125 241H127V240H125ZM108 242V241H107ZM119 242H117V243H119ZM124 242V241H123ZM129 242V241H128ZM149 242V243H148ZM150 242H152L151 244H150ZM87 243H88V249H87ZM112 243V247H114V252L116 253V251H122L121 249L119 250V248L118 247H115V245H113V241L111 242ZM117 243H115V244H117ZM126 244H127V242H125ZM136 243V244H135ZM147 243V244H146ZM73 244H75V245H73ZM96 244V245H97ZM108 244V243H107ZM121 244V243H120ZM84 245H86V246H84ZM95 244H93V246H96ZM110 245V244H109ZM134 245H135V247H134ZM83 246L85 247V248H83ZM92 246V245H91ZM105 246V247H104ZM111 246V245H110ZM124 246V245H123ZM160 246V247H159ZM82 247V248H81ZM127 247V246H126ZM137 247V248H136ZM162 247V248H161ZM167 247V248H166ZM169 247V248H168ZM74 248V249H73ZM76 248V249H75ZM78 248V249H77ZM107 248V249H106ZM116 248H118L116 251H115V249ZM120 248H122V246L120 247ZM142 248V250L143 251H140V249ZM83 251V254H81L80 255V253H82V251ZM85 249V250H84ZM90 249V250H89ZM101 249V250H100ZM123 249V248H122ZM135 249H136V252H137V254H136V252H135ZM162 249V250H161ZM87 250V253L86 252H84V251H86ZM103 250V251H102ZM105 250V251H104ZM90 251V252H91ZM96 251V250H95ZM99 252V253H98ZM113 252V251H112ZM113 252V253H114ZM117 252V253H118ZM143 252V253H142ZM75 253V254H74ZM96 253H97V255H96ZM140 253V254H139ZM76 254H78V255H76ZM86 254V255H85ZM90 254H92V253H90ZM102 254V255H101ZM110 256H109V255ZM31 255V253L28 255V257ZM72 255H74V256H72ZM119 255V256H120ZM75 256H78L79 258H76ZM88 256V255H87ZM90 256V255H89ZM42 257L44 258V260L42 261ZM71 257H74V259L72 260L71 259ZM84 257V258H83ZM117 257V256H116ZM126 257V258H125ZM91 258V257H90ZM89 258V259H90ZM115 258V259H114ZM27 259V258H26ZM66 259V260H65ZM75 259H78V262L75 260ZM88 260V258L86 257L84 260H83V262H85V260ZM92 259H94V260H96L97 261V259H95V257H93ZM99 259H100V257H99ZM128 259V260H127ZM99 261V260H98ZM89 262L90 261H88V264H89ZM93 262V261H92ZM102 262V261H101ZM26 263V262H25ZM24 263V264H25ZM32 263V264H33ZM34 263V264H35ZM66 263V264H67ZM87 263V262H86ZM98 263V262H97ZM16 264V263H15ZM31 264V263H30ZM80 264H84V263H82L81 261H80Z\"/></svg>",
  "mask_w": 264,
  "mask_h": 264
}]
</instances>
